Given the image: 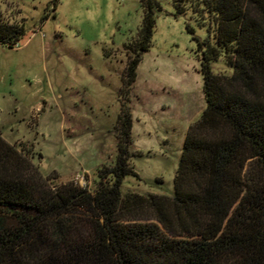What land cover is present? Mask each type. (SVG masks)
Returning a JSON list of instances; mask_svg holds the SVG:
<instances>
[{
    "label": "trees",
    "instance_id": "16d2710c",
    "mask_svg": "<svg viewBox=\"0 0 264 264\" xmlns=\"http://www.w3.org/2000/svg\"><path fill=\"white\" fill-rule=\"evenodd\" d=\"M141 3L126 45L117 160L98 169L94 189L52 186L59 176L42 174L31 147L0 134V264H264V0H174L176 15L191 10L207 35L198 45L206 108L189 128L173 196L122 191L139 176L130 94L163 11L159 0ZM26 35L0 14V45ZM221 59L231 75L213 72Z\"/></svg>",
    "mask_w": 264,
    "mask_h": 264
},
{
    "label": "rangeland",
    "instance_id": "374dc122",
    "mask_svg": "<svg viewBox=\"0 0 264 264\" xmlns=\"http://www.w3.org/2000/svg\"><path fill=\"white\" fill-rule=\"evenodd\" d=\"M159 2L152 47L130 94L139 176L124 180V194L174 195L189 128L206 108L198 45L207 29L191 10L177 16L174 0ZM0 14L27 30L18 47L0 45V134L31 147L42 174L59 176L52 186L94 189L98 169L117 160L126 45L141 28V0H0ZM212 69L233 73L223 59Z\"/></svg>",
    "mask_w": 264,
    "mask_h": 264
},
{
    "label": "crops",
    "instance_id": "0c3cea01",
    "mask_svg": "<svg viewBox=\"0 0 264 264\" xmlns=\"http://www.w3.org/2000/svg\"><path fill=\"white\" fill-rule=\"evenodd\" d=\"M3 137V136H2ZM4 138V137H3ZM8 143H10V144H14V143H12V142H10L9 140H7L6 138H4Z\"/></svg>",
    "mask_w": 264,
    "mask_h": 264
}]
</instances>
